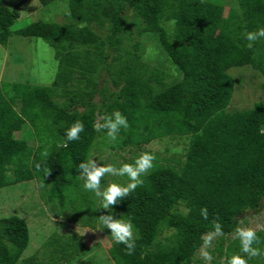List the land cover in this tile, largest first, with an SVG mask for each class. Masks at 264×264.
<instances>
[{"label":"trees","instance_id":"obj_1","mask_svg":"<svg viewBox=\"0 0 264 264\" xmlns=\"http://www.w3.org/2000/svg\"><path fill=\"white\" fill-rule=\"evenodd\" d=\"M26 1L9 8L0 0V46H7ZM57 1L37 0L42 7ZM67 3V23L34 21L14 30L48 43L57 71L49 86L0 85V189L35 180L43 184L44 203L58 204L68 214L66 221L94 229L97 210L82 194L79 164L101 145L113 151L128 147L135 155L152 141L184 138L183 160L152 153L156 159L141 176L144 184L113 206L114 215L134 225L136 247L126 255L125 245L113 241L108 255L114 264H192L214 219L223 227L222 236H228L246 213L262 207L264 105L230 113L226 109L236 84L230 68L250 66L264 77V38L251 49L246 39L248 32L264 27V0H237L226 15L220 0ZM168 22H173L171 30L163 25ZM145 33L157 35L179 78L144 63L136 39ZM116 110L126 116L129 128L110 142L106 130L98 132L94 124ZM77 120L84 131L78 140L66 141V130ZM45 149L49 155L42 158ZM205 207L208 220L201 216ZM164 232L169 234L161 239ZM257 236L260 243L253 246L264 252V231ZM28 242L24 220L0 218V264L20 262ZM81 249V244L76 249L60 244L58 251L64 260ZM234 253L245 256L248 264H264V255L242 253L240 241L225 248V264ZM22 264L41 263L31 257Z\"/></svg>","mask_w":264,"mask_h":264},{"label":"rangeland","instance_id":"obj_2","mask_svg":"<svg viewBox=\"0 0 264 264\" xmlns=\"http://www.w3.org/2000/svg\"><path fill=\"white\" fill-rule=\"evenodd\" d=\"M3 1L9 8H12L19 0ZM220 1L225 4V15L230 6H237V0ZM19 10V18L11 28L13 34L7 46H0V85L6 82L49 86L57 71L53 48L41 39L18 36L14 30L34 21L67 23L69 21L67 0H58L46 7L40 6L37 0H27ZM128 21H134L131 14L128 16ZM163 25L167 30H171L173 22L163 23ZM136 40L140 42L139 48L142 49L141 58L144 63L166 71L172 78L180 77L178 69L167 59L156 34L145 33ZM227 72L236 82L232 100L226 109L227 112L246 111L256 103L264 105V77L259 72L254 71L250 66L233 67ZM19 107L18 103L16 110H19ZM30 133L31 130L25 127L24 134L29 136ZM16 135L20 137V133ZM187 142L188 140L184 138L172 137L155 140L142 145V149L135 155L133 154L135 150H130L128 147L113 151L101 145L98 151L93 150L91 158L96 159L100 164H112L117 168L122 163L134 162L142 152L158 153L161 158L171 161L173 159L183 160ZM31 144L34 145L33 142ZM109 182H117L126 186L129 181L127 182L126 176L105 175L101 180V188L106 187ZM81 184H84L83 178H81ZM40 194L41 187L35 180L0 189V218L15 215L24 220L28 227V246L21 256V261L17 264H22L24 260L31 257L41 264H114L108 255V249L114 240L110 230L105 228L99 219L105 210L102 209L101 200L96 198L93 192L84 190L82 194L87 201L92 202L97 210L94 229L84 227L78 222L66 221L64 217L68 215L67 212L62 214L58 204L54 205L57 209L53 210L54 206L44 203ZM78 204L81 202L79 201ZM66 210L70 208L67 207ZM183 211L185 210L182 208ZM115 216L119 218V214ZM239 226L264 231V199L260 211L246 213L245 217L239 221ZM168 234L169 232H164L161 239ZM233 241H239L235 237V232L228 236H218L213 240L211 248L208 249L213 257L211 264H225V248ZM60 244L68 249H76L78 244H81L82 249L73 258L62 260L61 253L58 251ZM192 264H205L200 257L199 249Z\"/></svg>","mask_w":264,"mask_h":264},{"label":"clouds","instance_id":"obj_3","mask_svg":"<svg viewBox=\"0 0 264 264\" xmlns=\"http://www.w3.org/2000/svg\"><path fill=\"white\" fill-rule=\"evenodd\" d=\"M264 38V27H259L255 31L248 32L246 39L249 41L248 48L253 47V42ZM96 131L106 130L107 137L110 142L117 140L120 130L123 128L127 130L129 123L119 110L112 112L111 114L104 115L101 119L97 120L94 124ZM84 131V124L82 121L77 120L71 124L66 130V141H75L80 138V133ZM65 146L67 144L65 143ZM49 155L47 149H45L41 156L46 158ZM156 159L155 155L150 152H142L135 159L134 163H122L117 168L112 164L104 165L100 164L96 159L89 158L79 164L80 176L84 180V189L86 191L93 192L95 197L102 202V209L105 210L104 214H101L99 219L105 228L110 230L112 239L118 243L125 245L126 255H132L135 251L136 243L134 239V225L130 220H123L117 218L113 214V206L118 201L123 200L131 192H134L138 186H142L144 181L141 179L142 175H146L153 168V161ZM35 168L37 171L41 169V164L36 163ZM46 175L50 174V169H45ZM105 175L112 176H127L129 182L126 186H122L117 182H109L106 187L101 188V180ZM43 187V184L40 185ZM201 216L204 220H208V209H201ZM213 231L207 232L201 236L202 244L199 248L200 257L205 261V264H211L213 259L211 253L208 251L212 246L213 240L223 235V227L218 220L212 221ZM235 237L239 239L241 252L246 254L247 257H259L264 255L258 245L260 238L257 236V229L247 226H237L235 228ZM226 264H248V260L245 256L239 253L232 254Z\"/></svg>","mask_w":264,"mask_h":264}]
</instances>
